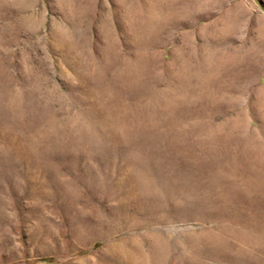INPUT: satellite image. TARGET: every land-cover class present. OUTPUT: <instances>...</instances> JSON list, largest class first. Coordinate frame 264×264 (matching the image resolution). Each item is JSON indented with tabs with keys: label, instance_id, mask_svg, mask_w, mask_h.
<instances>
[{
	"label": "rangeland",
	"instance_id": "374dc122",
	"mask_svg": "<svg viewBox=\"0 0 264 264\" xmlns=\"http://www.w3.org/2000/svg\"><path fill=\"white\" fill-rule=\"evenodd\" d=\"M157 3V24L143 28L134 19L137 8ZM170 3L0 0V264H132L126 249L137 253L130 246L137 240L148 252L155 235L165 243L158 251L164 264H264V217L257 212L256 220L248 214L246 221L234 225L240 231L252 229L248 243L232 234L221 244L213 240L227 223L213 219L217 208L252 204L264 209V196L223 202L217 195L208 200L190 191L185 199L166 201L155 213L133 212L117 225L110 216L117 200L105 191L109 185H92L83 176L88 157L99 156L108 138L122 136L113 123L152 109L160 114L157 128L155 122L127 123L131 130L142 126L139 136L200 131L209 120L221 128V137L233 134L236 155L249 153L255 145L264 150V112L256 105L264 84L262 62L257 67L250 56L254 66L247 73L218 74L223 83L219 99L198 101L191 95V103L185 104L182 95L185 90L205 91L192 71L211 50L245 44L250 49L245 55L263 53L264 0H192L187 13L182 4L170 8ZM226 24L236 27L228 37L211 30L213 38H205L204 26ZM109 44L116 52L112 60L105 52ZM109 78L115 89L111 92ZM173 99L179 102L174 110H186L185 115L171 110ZM205 103H211L212 115L194 113ZM172 116H178L177 122L166 123ZM239 117L244 121L232 129L231 119ZM250 133L253 146L247 140ZM194 138L202 137L187 140ZM173 173L188 171L179 167ZM260 236L259 243L250 242Z\"/></svg>",
	"mask_w": 264,
	"mask_h": 264
},
{
	"label": "bare ground",
	"instance_id": "6f19581e",
	"mask_svg": "<svg viewBox=\"0 0 264 264\" xmlns=\"http://www.w3.org/2000/svg\"><path fill=\"white\" fill-rule=\"evenodd\" d=\"M176 2H178L179 5L182 4L185 13L192 7V0H172L170 8H174V3ZM156 10L161 12V7L158 3L155 4L154 7L141 4V7L137 8L138 15L135 16L134 19H136L139 24L142 23L143 28H154L157 24V20L154 18L153 13ZM141 12L143 15H141ZM204 30L205 38L207 39H209V37L210 39L213 38L210 36L211 30L221 32L224 34L221 38H225L228 37L231 31L234 32L236 27L232 24H226L224 27L219 28L215 25H208L204 26ZM113 45L114 44H109V46H107L108 48H105L106 56L110 58V60L113 59L112 56L116 53ZM70 48L73 49L75 47L70 46ZM244 50L248 52L250 49L245 44L239 46L235 50L233 48H220L217 51L211 50L208 52V57L205 58V60L198 59L196 63L197 71L193 69L192 74L200 78L199 84L205 91L201 90L197 93H193L192 91L185 90L183 94L181 93L185 99L183 102L185 104L191 103V95L192 97L196 95L195 98H197L198 101L200 99L201 101L204 100L208 102L206 99H219L220 85L223 83H220L221 79L217 78L218 74L232 73L236 77L237 75L240 76L242 72L247 73V69H251V66H254V64L248 61L250 56H253L252 59H254V63L257 67L261 62L264 64V50L263 53H258L254 50L252 52L250 51V55H245L243 53ZM196 56H199V53H197ZM187 61L189 62L188 67H190L192 61L188 59ZM252 69L255 70V68ZM119 73L116 74V77L119 76L122 82L124 78L122 79ZM107 84L108 92L115 90L111 78H109ZM184 84L183 82L182 85ZM119 86H121L120 83H118V87ZM121 90L122 89H119L117 94L121 93ZM259 95L256 105L264 112V84L260 88ZM177 104H179V102L174 99L171 100L169 103L171 110H173L176 115H185L186 110L184 111L185 113H178L174 110ZM123 106L125 112H127V105ZM156 110L157 109H152L144 115L134 114L132 118L122 124H120V122L113 123L115 127L121 131L122 136L105 140L106 149L103 150L99 156H89L87 166L83 170V176L86 177V181L90 184L109 185V187H105V191H108L117 200V203L110 211V216L118 222L116 223L117 225L122 224L125 218H130L133 212L155 213L157 209H163V207L168 204L166 201L170 204L172 200L175 202L182 198L185 199L187 195L191 194L190 191L196 192L197 190L203 198L208 200L211 199V195H217L223 202L229 200L233 201L234 199L241 202L242 199L253 201L264 196V150H261L255 145L254 149L251 151L249 150V153L245 152L241 153L242 155H236L235 149L237 147V140L234 136L232 137L233 134L230 133L221 137L218 135V131L221 128L212 125L211 122L206 119V121L204 120L205 125H203L200 131L197 129L191 131H189L190 129H179L174 132L166 131L165 134L167 136L164 138L153 136L152 133H150L152 136H150L149 133L143 135L145 137L139 136L143 134L141 131L142 126L135 128L136 130H131V127L127 125V123H134L135 126H138L141 122H155V125L153 123L152 126L157 128L158 125H156V123L159 122L160 114L156 112ZM193 110L194 113L207 116L212 115L214 112L211 103L202 104L201 108ZM190 111L192 110L188 109V112ZM174 117L175 116L165 119V122L176 123L178 116H176L175 119ZM231 120L233 121L232 129H236L237 126L240 127V122L242 123L244 118L239 117V119L233 118ZM199 135L202 138L187 140V137H196ZM253 136L254 134L250 133L247 139L250 143L252 142V146L254 144L253 141L250 140ZM248 157L255 158L253 163H243L242 158L246 159ZM206 159L207 161L203 162ZM179 167L187 170L188 174L183 173V176L180 173V176L177 173L175 176L173 171ZM246 176H248V178ZM186 180L188 182L187 185H189L188 188L184 183ZM240 188L244 190L242 195H240L237 190ZM229 192L233 195H229ZM254 206L256 205L223 204L220 209L217 208L213 219L216 221L223 220L227 223H222L217 233L215 231L213 240L221 244L223 239H225V235L232 234L240 239V241L248 243L247 234L250 233L252 229L247 227L248 230L240 231L234 228V225L240 223L242 220L246 221L248 214H250V217L255 218V220L256 217L253 213L257 212L258 216L264 217V209L260 206L258 208ZM255 208L258 209V211H254ZM252 232L250 234H252ZM261 237L263 236H260L257 240L252 238L250 242L252 244L259 243L260 240L262 241V239H260ZM136 243H138L137 240L130 246H136L134 252L137 253H133L129 251V249H126L128 253H125L132 264H164L158 252L159 250L163 251L165 247V243L160 235H155L154 239L150 241L148 252H144ZM123 249L125 251V247H123Z\"/></svg>",
	"mask_w": 264,
	"mask_h": 264
}]
</instances>
